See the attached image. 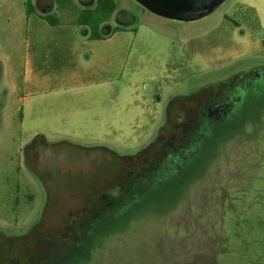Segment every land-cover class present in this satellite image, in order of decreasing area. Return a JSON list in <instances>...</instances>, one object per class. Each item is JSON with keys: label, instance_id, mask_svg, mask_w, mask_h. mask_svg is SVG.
<instances>
[{"label": "rangeland", "instance_id": "374dc122", "mask_svg": "<svg viewBox=\"0 0 264 264\" xmlns=\"http://www.w3.org/2000/svg\"><path fill=\"white\" fill-rule=\"evenodd\" d=\"M114 2L102 27L119 33L94 43L79 10L95 3L0 0V264H264V86L250 97L237 78L264 69V0L188 21ZM84 66L86 91L35 81ZM213 85L235 86V104L201 125L212 88L190 95ZM177 96L186 108L166 130ZM158 140L159 166L126 158ZM125 182V202L100 196Z\"/></svg>", "mask_w": 264, "mask_h": 264}, {"label": "flooded vegetation", "instance_id": "af4514ba", "mask_svg": "<svg viewBox=\"0 0 264 264\" xmlns=\"http://www.w3.org/2000/svg\"><path fill=\"white\" fill-rule=\"evenodd\" d=\"M96 2H97V0H86V4H90L91 3V5H92L93 3H95V5H96ZM49 3H54V2L53 1L52 2L49 1ZM46 4H48V3L46 2ZM94 7H92V8H94ZM115 18L117 19L118 15L115 16ZM108 26L110 27L111 25L108 24ZM259 70L261 72V76L256 74V73L252 75V74H250L251 72H249V73L243 74V75L240 74V76L237 77L240 80L243 79V82L241 83V84H243L242 85V90H243V88H245L247 90V92L249 93L248 96H250V97L251 96L255 97V96L259 95L261 93V91L263 90V86H264V75H263L264 69L263 68H259ZM210 87L212 88V89H210V94H206L205 98L201 99L203 101V103H201V104L198 103L197 105H195L196 107L199 106V110L198 111L200 112V115L198 117L201 118V121H202L201 125H203L204 123L207 124L209 122V119H207V118L216 119V118H219V116H221V115H222L221 117H223V114H218V111L221 108L225 107V106H228L230 104H232V105L235 104L234 103L235 100L233 99L232 96L234 94L237 95V90L238 89L236 90V87L235 86H231V85H225V88L222 89V90H220L219 88H216V87H218L216 85L208 86V87H206L204 89H201V90L195 92L194 94H192L190 96L199 95V94L203 93L206 89H208ZM233 88H235V89L233 90ZM231 89H232V91H234L233 93L230 92ZM199 96H201V95H199ZM182 97L183 96H177V97L173 98V101H172L171 104L173 105L174 103L179 101V99H181ZM231 100H232V102H231ZM178 104H179V108H181V109H185L186 108L185 107L186 105H182L181 106V104H185L184 100L179 101ZM178 104H175V105L178 106ZM215 107H217L218 110L210 111V109H213ZM214 111H215V113H214ZM181 112L178 115H176L177 118H181V116L183 115ZM224 116H227V114L224 115ZM201 125H200V127H201ZM133 170H137V169L131 168L130 171L132 172ZM150 171H151V173H153L154 171H156V168H154V169H152ZM129 172L127 171V173H129ZM125 177H127V175H125ZM131 181H132V177L129 180V184L132 185L133 183H135V180L132 181V182ZM125 183L126 184H124V185H123V183L119 185V190H118L119 192L117 194H115V195L110 194V193L107 194V191H105L100 196L103 197L104 200L107 199L109 204L110 203H117V202H119V203L120 202H125L127 200L126 199V195H127V193L129 192V190L131 188V185H129L127 182H125ZM116 187H117V185H114V188H116ZM123 198H125V201H123L124 200ZM130 198H131V195L128 196V199H130Z\"/></svg>", "mask_w": 264, "mask_h": 264}, {"label": "trees", "instance_id": "16d2710c", "mask_svg": "<svg viewBox=\"0 0 264 264\" xmlns=\"http://www.w3.org/2000/svg\"><path fill=\"white\" fill-rule=\"evenodd\" d=\"M70 3H73V0H70ZM116 10V4L114 0H97L96 5L94 8L89 10H83L79 14V23L81 25L88 26L90 30V38L92 39H101L105 37L106 35H109L111 32H115L117 29H112L111 32L108 31L107 27L109 26H103L102 24L107 22L113 13ZM171 113L168 116V122L166 123L165 129H168V126L172 125L173 123L179 121L181 118H175V115L179 114V106L172 105L171 106ZM172 122V123H171ZM164 141L158 140L156 142H153L150 144L147 148L141 150L140 153L134 155V156H126V158H129L132 162H135L134 165H136L137 158L148 155L147 157L151 162L154 160L156 162V166H159V159L163 156L164 152ZM119 159L121 156H118ZM154 158V159H153ZM153 159V160H152ZM131 168L137 169V167L132 166Z\"/></svg>", "mask_w": 264, "mask_h": 264}, {"label": "crops", "instance_id": "0c3cea01", "mask_svg": "<svg viewBox=\"0 0 264 264\" xmlns=\"http://www.w3.org/2000/svg\"><path fill=\"white\" fill-rule=\"evenodd\" d=\"M47 3L48 4H46V5L49 6L50 9L55 7L54 3H49V2H47ZM43 10L46 11V9H43ZM79 11L82 12L83 10H79ZM41 25H43V24H41ZM51 26H49L50 29H55L56 28V26H52V27ZM68 26L69 25H67V27ZM82 26H84L83 27L84 32H85L84 34L86 36H88L90 41H94V43H100V42L104 43V42L111 41L119 33L117 31H115V32H111L109 35H106L105 37H103L101 39H92L89 36L90 35V30H89L88 26H85V25H82ZM40 27H42V26H40ZM54 31H56V30H54ZM64 32H68V31L65 30ZM62 36H65V37H62ZM68 37L70 38L68 33H66V34L63 33L61 35V38L63 40H65V42L69 41ZM61 53H64V52H61ZM0 61L7 62L6 58L4 56H0ZM72 64H73V62L68 63V66L69 67L73 66ZM84 67L85 68H81L80 70H75V69L71 68V69H68L66 72L64 71L63 74L65 75V79L68 81L67 83H62V84L52 85V86H45V84H47V82L50 80V73H54V74L55 73L56 74L60 73V70L57 69L56 67H52L51 70H48V68L44 70L42 68L36 74L37 78L35 79V81H37V83H39V85L41 87V90H43L44 92H47L49 94H51L53 92H60L63 89L64 90H71L74 93H77L79 91H84V90L86 91V81H82V79H81L86 73V66H84ZM24 82L25 83L27 82V77L25 78ZM24 100L27 101V97L26 96H24ZM73 107H74V111H73L74 114H77V115L86 114V101L84 103H80V102L75 101ZM66 112H68V111H64V110L59 111V112L56 113V116H65Z\"/></svg>", "mask_w": 264, "mask_h": 264}, {"label": "water", "instance_id": "95a60500", "mask_svg": "<svg viewBox=\"0 0 264 264\" xmlns=\"http://www.w3.org/2000/svg\"><path fill=\"white\" fill-rule=\"evenodd\" d=\"M155 14L178 20H196L209 15L226 0H136Z\"/></svg>", "mask_w": 264, "mask_h": 264}]
</instances>
